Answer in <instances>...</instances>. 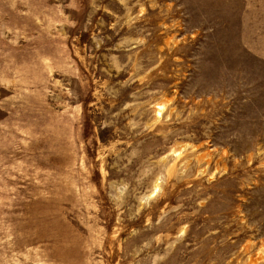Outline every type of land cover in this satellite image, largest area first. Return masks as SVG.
Listing matches in <instances>:
<instances>
[{
    "label": "rangeland",
    "instance_id": "1",
    "mask_svg": "<svg viewBox=\"0 0 264 264\" xmlns=\"http://www.w3.org/2000/svg\"><path fill=\"white\" fill-rule=\"evenodd\" d=\"M0 264H264V0H0Z\"/></svg>",
    "mask_w": 264,
    "mask_h": 264
}]
</instances>
